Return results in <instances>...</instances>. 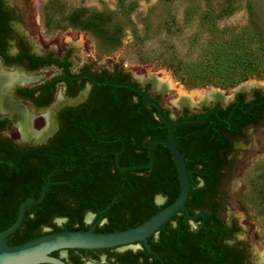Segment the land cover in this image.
Returning <instances> with one entry per match:
<instances>
[{
	"label": "flooded vegetation",
	"instance_id": "obj_1",
	"mask_svg": "<svg viewBox=\"0 0 264 264\" xmlns=\"http://www.w3.org/2000/svg\"><path fill=\"white\" fill-rule=\"evenodd\" d=\"M20 15L16 6L0 0V70L36 78L11 84L13 105L0 108V230L16 221L25 200L38 199L49 184L42 201L26 208L8 242L93 226L97 232L124 230L169 205L180 190L170 149L156 143L151 166L131 167L151 161L152 141L169 138L168 119L176 124V141L191 169L189 211H177L146 244L70 248L52 255L67 264H261L254 242L248 246L238 220H225L223 211L224 179L238 157L237 145L256 131L264 109H246L240 119L232 115L264 94H239L226 106L218 99L201 112L185 102L174 117L160 95L150 93V82L143 85L117 65L74 68L67 41L61 39L60 46L58 38V47H50L40 35L16 26ZM24 115L27 132L19 126ZM207 117L216 127L198 129ZM216 134L222 139H212ZM205 166L207 177L194 172ZM157 170L173 176L154 185Z\"/></svg>",
	"mask_w": 264,
	"mask_h": 264
},
{
	"label": "rangeland",
	"instance_id": "obj_2",
	"mask_svg": "<svg viewBox=\"0 0 264 264\" xmlns=\"http://www.w3.org/2000/svg\"><path fill=\"white\" fill-rule=\"evenodd\" d=\"M5 1L21 12L17 27L40 35L50 47L58 38L60 46L61 39L67 41L74 68H124L143 85L150 82V93L159 94L174 117L182 112L175 103L179 94L155 85L162 68L189 91L213 87L232 96L230 101L257 90L264 94V0ZM147 68L155 72L151 78ZM252 80V88L237 89ZM193 106L201 112L202 106ZM240 144L224 179L223 217L238 220L248 246L264 245V118Z\"/></svg>",
	"mask_w": 264,
	"mask_h": 264
},
{
	"label": "water",
	"instance_id": "obj_3",
	"mask_svg": "<svg viewBox=\"0 0 264 264\" xmlns=\"http://www.w3.org/2000/svg\"><path fill=\"white\" fill-rule=\"evenodd\" d=\"M240 86H238L237 89ZM232 91L234 95L235 90L233 89ZM144 97L147 100L156 103L154 100L147 97L146 95H144ZM211 102H202L198 106H204ZM216 113L218 114V111H216ZM205 116H207V114L200 117L185 119L178 123L185 121L200 120ZM166 120L169 126V138L157 139L152 141L148 146L151 161L147 164H137L132 165L131 167L136 168L151 166L153 163L152 146L156 143L165 144L171 151L173 160L176 164L180 181L179 193L169 205L158 210L154 215H152L142 223L124 230H115L111 232H97L95 231L94 226L87 230L65 229L58 232L40 235L22 243L10 244L8 242V236L20 227L25 217L26 208L30 207L34 203L42 201L49 184L48 181L47 184L44 186L41 196L38 199H35L34 197H29L27 200H25L21 204L16 221L8 228L0 230V264H67L63 259L53 256L52 253L57 250L70 248H109L117 245L131 244L134 242H143L146 244L148 237L151 236L153 233L157 232L162 227V225L177 211H189L186 205V201L192 189V181L189 177V172L186 165V157L181 152L176 141V124L171 123L168 119Z\"/></svg>",
	"mask_w": 264,
	"mask_h": 264
},
{
	"label": "bare ground",
	"instance_id": "obj_4",
	"mask_svg": "<svg viewBox=\"0 0 264 264\" xmlns=\"http://www.w3.org/2000/svg\"><path fill=\"white\" fill-rule=\"evenodd\" d=\"M153 70L151 68L146 69V76L152 77ZM158 75V79L156 80L155 85L159 89H168L177 91L179 94L178 98L175 100V103L178 105H182L185 102L191 103L192 105H199L202 102H210L215 99H224L229 100L232 96H225L221 90L210 87L206 89H195L192 91L187 90L183 85L179 84L172 73L167 69H160L156 72ZM36 78L25 76L23 73L20 74L18 72H3L0 70V108L8 109L12 107L13 103L9 101L8 89L16 81L23 80H34ZM257 82L252 80L249 84H245L238 89L252 88V86L256 85ZM188 94V95H187ZM193 96H195L196 101L193 102ZM19 126L22 131L27 132L29 130V117L24 115L19 122ZM257 257L259 258V262L264 264V245L256 243Z\"/></svg>",
	"mask_w": 264,
	"mask_h": 264
},
{
	"label": "trees",
	"instance_id": "obj_5",
	"mask_svg": "<svg viewBox=\"0 0 264 264\" xmlns=\"http://www.w3.org/2000/svg\"><path fill=\"white\" fill-rule=\"evenodd\" d=\"M73 16H76L78 18L81 17L80 13H74ZM91 20H94V19H91ZM93 26H99V24L94 22ZM83 27L84 28H90L91 23L85 24V22L83 21ZM261 108L264 109V96L258 95L257 99H255L251 103L242 104L240 108L238 107L237 110L233 113L232 118L240 119V117L242 115H244V112L246 111V109H251V110L255 109L257 111V109H261ZM212 116L215 119H217V116H215L213 114H212ZM213 117H207L203 120V122H199L197 124V128L198 129L215 128L216 125L213 122ZM212 139L220 140V139H222V137L220 134H216V135L212 136ZM191 147H192L191 149H193V145H191ZM208 170H209L208 167L206 168V166H205L204 168H201V169H198V168L195 169L194 172H197V173L207 177L206 171H208ZM188 171H189V173H191L190 168L188 169ZM156 172H157V181L154 183V185H157V186L161 183L160 180H162V177L172 178V176H173L172 172H170L169 170H166L165 172H161V170H157ZM175 176H176V178L178 177L176 173H175Z\"/></svg>",
	"mask_w": 264,
	"mask_h": 264
}]
</instances>
